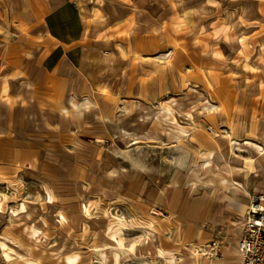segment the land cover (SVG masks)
<instances>
[{
	"label": "rangeland",
	"instance_id": "374dc122",
	"mask_svg": "<svg viewBox=\"0 0 264 264\" xmlns=\"http://www.w3.org/2000/svg\"><path fill=\"white\" fill-rule=\"evenodd\" d=\"M78 11L56 41L64 93L39 99L0 64V81L11 76L0 86V234L22 252L0 264H169L192 241L216 242L210 264H235L241 226L223 219L252 198L264 206V0H81ZM70 96L77 111L62 114ZM139 113L147 122L133 125ZM109 249L122 253L108 261Z\"/></svg>",
	"mask_w": 264,
	"mask_h": 264
},
{
	"label": "crops",
	"instance_id": "0c3cea01",
	"mask_svg": "<svg viewBox=\"0 0 264 264\" xmlns=\"http://www.w3.org/2000/svg\"><path fill=\"white\" fill-rule=\"evenodd\" d=\"M79 1L21 0L19 4L16 0H0V64L6 62L9 68L15 69V82L23 85L25 92L31 89L32 95L39 99L46 98L56 85L62 90L60 92L66 90L67 77L54 74L64 56L57 53L56 41L64 42L69 36L67 20L72 15L79 17ZM10 78L9 75L4 76L0 86ZM16 113L22 114L23 111L17 109ZM4 122L2 119L1 128ZM105 179L113 180L106 175Z\"/></svg>",
	"mask_w": 264,
	"mask_h": 264
},
{
	"label": "bare ground",
	"instance_id": "6f19581e",
	"mask_svg": "<svg viewBox=\"0 0 264 264\" xmlns=\"http://www.w3.org/2000/svg\"><path fill=\"white\" fill-rule=\"evenodd\" d=\"M74 98H77L76 96H70L67 100V106L61 107V113L62 114H68L71 110L77 111V105L75 103ZM215 108V107H213ZM221 112H219V115ZM147 117H145L142 113H139L135 119L133 120L132 124H142L147 122ZM123 133L125 136H129V132L126 130H123ZM138 140L136 138H132L130 140L129 145L137 143ZM229 147L238 146L235 150H240L241 146H247V147H253L258 148L259 150H262L260 145L254 143L253 141L247 139V138H240V137H230L229 139ZM73 146L78 147L81 146V143L79 142V139L75 138L73 140ZM232 152V150H230ZM116 154L118 151H114ZM120 170L118 167L113 164L110 166L106 171L105 175L109 179H114L119 175ZM31 177L34 179L40 181L44 186H49V181L37 174H33ZM240 185L239 182H236ZM87 188L88 186L84 183L80 182V188L78 190V196L82 202H86L87 200ZM236 192L237 200H242V193L238 190H234ZM42 198V194L39 190H35V197L34 200L39 201ZM50 198V196H49ZM27 217H29V213H25ZM53 215L56 217V213L53 212ZM12 217H14V214L12 213ZM244 218L243 215H239L238 213H229L228 216H226L223 219V223L227 225L230 228L239 227L242 225V220ZM108 237V238H107ZM121 237V230L114 231L110 235L103 237V244L106 246L109 245H115L116 241L115 238ZM155 238V233L152 229H147L144 233V238L142 243L149 242ZM114 240V241H113ZM206 248H210V246L206 243H202L201 241H192L188 243V245H185L182 250L181 257H175L174 255H168L166 258V262L169 264H210V257L211 254ZM0 253L3 258V260L7 263H12L16 258H18L20 255H22V252L17 247L15 241L13 239H10L6 237L3 234H0ZM122 253V251L119 250H112L109 249L106 254V258L108 261L110 259L115 260L118 255Z\"/></svg>",
	"mask_w": 264,
	"mask_h": 264
},
{
	"label": "built area",
	"instance_id": "2783aa9c",
	"mask_svg": "<svg viewBox=\"0 0 264 264\" xmlns=\"http://www.w3.org/2000/svg\"><path fill=\"white\" fill-rule=\"evenodd\" d=\"M216 245L212 242L210 249L217 248ZM235 251V264H264V206L253 198L245 211Z\"/></svg>",
	"mask_w": 264,
	"mask_h": 264
}]
</instances>
